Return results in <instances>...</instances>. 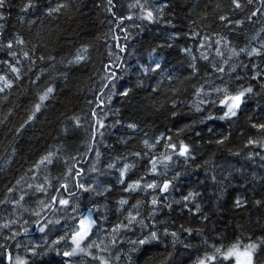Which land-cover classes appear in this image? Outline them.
<instances>
[{
    "label": "trees",
    "instance_id": "16d2710c",
    "mask_svg": "<svg viewBox=\"0 0 264 264\" xmlns=\"http://www.w3.org/2000/svg\"><path fill=\"white\" fill-rule=\"evenodd\" d=\"M240 2L6 0L0 264L9 254L11 264H198L238 241L257 244L253 264H264V130L253 127L264 124V0ZM249 86L237 115L221 119L220 101ZM181 143L189 156L167 147ZM135 181L141 189L125 191ZM86 211L95 224L84 251L67 256ZM152 232L158 239L138 243ZM216 255L210 264L233 262Z\"/></svg>",
    "mask_w": 264,
    "mask_h": 264
},
{
    "label": "snow or ice",
    "instance_id": "6c2138e0",
    "mask_svg": "<svg viewBox=\"0 0 264 264\" xmlns=\"http://www.w3.org/2000/svg\"><path fill=\"white\" fill-rule=\"evenodd\" d=\"M108 2L111 3V0H108ZM251 2H252V0H248V3H251ZM231 3L237 9L242 7L240 0H231ZM137 4H139V0H137ZM5 5H6V0H0V9H3L5 7ZM141 7H143V6L141 5ZM53 11H59V8L53 9ZM253 15H255V13H253ZM127 18L131 19V17H127ZM143 18L147 19L149 21L155 19L154 14H153L152 11H147L146 16H144ZM0 19H4V16H3L2 13H0ZM226 19H227V17L220 16V20L223 21V20H226ZM16 43L23 44L24 41L22 39H17ZM217 43H219V41ZM8 47L11 48L12 44L9 43ZM218 54H222V53H219V51H218ZM252 54L259 55L260 52H259L258 49H253L249 53V55H252ZM24 55H25V57H27L28 53L25 52ZM206 58L207 57H205V59ZM76 59H77V61H79V60L83 59V57L82 56H77ZM156 67L158 68L159 64H157ZM193 68H194V65H193ZM11 70L13 72H17V73L19 72V69L15 68V67H12ZM219 71H223V69L221 68V69H219ZM256 76L257 77L260 76V73L258 72L256 74ZM253 78L255 79L256 77H253ZM0 80H4V87H0V92H3L4 88H6V87H11V82L8 81L5 77H0ZM217 91H220V90L217 89ZM252 91H253L252 87L249 86V87H246V88H242V90L238 91L235 95H226V98L220 101L221 105L226 109V111L224 112L223 116H221L220 118L221 119H225V118H231L233 116H236L237 115V110L240 108L241 104L243 103V98L247 94L252 93ZM52 92H53V88L49 87L46 90V92L42 96H40L39 99H40L41 103H38V104L35 105L36 111L40 110L41 104L43 103V101H45L49 97V94H51ZM122 95H127V92L122 93ZM197 110L199 111V108ZM98 123H99V121H98ZM129 127L130 128H135L136 126L135 125H129ZM253 127H257L260 130H264V124L253 125ZM225 139H226V137H225ZM218 143H223V141L222 140L218 141ZM249 143L250 144H255V143H258V141L250 140ZM144 144L147 147H149V148L154 146L152 144H149L148 140H145ZM167 147L172 148L173 152L178 154V155H180V156L187 157V156L190 155L189 147L187 145L183 144V143H181L178 148H177V145H175V144H168ZM51 155L52 154L49 153L48 156H45L44 158H42L41 161H40V164L52 163V160L50 159ZM136 155H140V154L137 153ZM166 159L170 160L171 156H167ZM151 164H152L151 172L152 173H156V171H157V162L156 161H152ZM38 166L39 165H37V167ZM130 167H131L130 165H127V164L124 165V168L121 170V173H120V175L122 177V179L120 180V183H122V184L124 183L123 177L126 176V174H127V172H128ZM68 171H69V174L72 173V169L71 168H69ZM77 175H78V173H77ZM63 187L66 188L67 186L64 185ZM80 187L83 188L84 187L83 184H81ZM141 187H142L141 186V182L140 181H135L133 183L128 184L127 187L125 188V191H137V190H140ZM143 187H144V189H153V190L159 188L161 192H167L168 189H169V183H163L162 185H158L156 183H148V184H144ZM39 190H43V186H41V188ZM194 195L195 194H193V193H189L188 196L184 197V200L188 201L190 199H193ZM21 199H23V197H21ZM59 203L62 204V205H67L69 203V201L66 200V199H61L59 201ZM119 203L121 205H124V204H127L128 202H127V200H121ZM177 203H179V201H177ZM235 203H236V205L238 207L242 206V201H240L239 199H237ZM151 204L153 206H156L158 204V200L154 198L151 201ZM169 207H170V205H169ZM196 211H199V206L198 205H197ZM129 217L130 218L128 220V223L131 224L133 221H135L136 217L133 216L131 212L129 213ZM93 224H95V221L90 219V215H89V217H85L84 219H82L80 221V228L75 232V234L73 236V243L76 245V248H74L72 250V252H66L65 255H67V256L73 255V254H75L77 249H79L80 251H84V249L81 248L80 245L87 238V236L89 235L91 227H92ZM4 227H8V225L5 224ZM124 227H127V225H124ZM119 228H120V225H118L117 228H114L113 231L114 232L118 231ZM41 231H43V229H41ZM171 235L175 236L176 234L173 232V233H171ZM156 239H158L157 233L156 232H152L149 237H146L145 239H141L140 241H138V243L143 245V244L149 243L150 241L156 240ZM133 243H136V242H133ZM89 247H91V245H89ZM256 248H257V244H255V243L247 244V245H241V243L238 241L237 243H234L231 247L227 248L223 252L221 251L220 248H216L215 249V253L222 255L223 260L234 259L235 264H253L252 257H253V253L256 250ZM216 254H213L211 256H206L203 259H199L198 260V264H210L211 261H215V260L218 259V256ZM8 260L12 261L11 254H9ZM15 264H25V262L23 260H21L19 257H17L16 261H15ZM102 264H107V261H102Z\"/></svg>",
    "mask_w": 264,
    "mask_h": 264
},
{
    "label": "rangeland",
    "instance_id": "374dc122",
    "mask_svg": "<svg viewBox=\"0 0 264 264\" xmlns=\"http://www.w3.org/2000/svg\"><path fill=\"white\" fill-rule=\"evenodd\" d=\"M89 215H90V219L92 220V216H91V213L90 212H84L82 215H81V217H80V220H79V223H78V226H77V228H76V231L80 228V221L82 220V219H84L85 217H89ZM75 245V244H74ZM75 247H76V245H75ZM252 259H253V257H252ZM232 264H235V261H234V259H233V262H232Z\"/></svg>",
    "mask_w": 264,
    "mask_h": 264
},
{
    "label": "bare ground",
    "instance_id": "6f19581e",
    "mask_svg": "<svg viewBox=\"0 0 264 264\" xmlns=\"http://www.w3.org/2000/svg\"><path fill=\"white\" fill-rule=\"evenodd\" d=\"M93 149V148H92ZM48 217V216H47ZM43 219V218H42ZM48 219V218H47ZM47 219H46V221H47ZM41 221V220H40ZM7 262H8V264H11V261H9L8 260V258H7Z\"/></svg>",
    "mask_w": 264,
    "mask_h": 264
},
{
    "label": "flooded vegetation",
    "instance_id": "af4514ba",
    "mask_svg": "<svg viewBox=\"0 0 264 264\" xmlns=\"http://www.w3.org/2000/svg\"><path fill=\"white\" fill-rule=\"evenodd\" d=\"M80 172H79V174H81L82 172H81V169L79 170Z\"/></svg>",
    "mask_w": 264,
    "mask_h": 264
}]
</instances>
